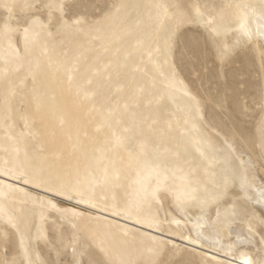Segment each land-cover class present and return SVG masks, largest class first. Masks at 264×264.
Wrapping results in <instances>:
<instances>
[{
  "label": "snow or ice",
  "instance_id": "1",
  "mask_svg": "<svg viewBox=\"0 0 264 264\" xmlns=\"http://www.w3.org/2000/svg\"><path fill=\"white\" fill-rule=\"evenodd\" d=\"M141 8L148 10L146 20L139 12L133 20L130 10ZM257 20L254 32L252 25ZM192 27L203 29L206 42L223 59L230 39L234 38L239 44L245 39L251 41L254 36L264 38V3L259 7L245 2L227 3L209 10V6L199 0L187 3L184 0H153L145 5L117 0L103 15L89 19L77 13L69 15L62 0H0V62L5 65L0 68V81L8 80V66L13 65L12 71L17 74L26 71L32 77L35 92L39 74L46 67L55 66L70 85L79 77L77 93H82L85 99H94L95 93L89 92L94 80L87 73L99 75L100 70L93 71V66L89 65L82 72L81 64L87 62L86 52L112 53L118 68H126L129 61L138 58L144 65L143 74L148 83L137 85L122 101L116 99L113 103V98L105 97V103L97 109L100 117L97 131H103L105 137L103 146L97 149L100 155L96 163L103 166L105 181L109 180V167H112L116 169L114 179L119 181L124 173L132 188L126 205L120 209L113 206V214L124 215L126 219L137 214V223H141L139 209L144 205L162 206L161 198L164 197L170 200V207L177 215H183L190 207L200 209L188 234L180 233L193 245L199 244L204 237L205 224L218 236L234 225H246L248 236L254 238L257 220L264 226V213L257 218L251 210L254 204L264 206V164L258 172L252 155L237 147L235 137L221 138L214 126L204 123L200 99L189 93L168 62L175 36L182 29ZM67 40L79 41L80 50L75 55H70V50L57 55V42L63 48ZM101 58L97 56V60ZM112 63L109 60L105 70ZM134 70L140 71V65ZM9 92L15 96V87L10 86ZM4 103L10 105L8 94ZM8 113L10 116V106ZM23 119L27 125L28 117ZM257 132L259 143L256 147L260 159L264 160V116L257 123ZM162 147L167 154L163 157ZM5 176L66 195L68 199L74 198L63 185L52 187L40 174L0 168V177ZM5 187L22 191L0 180V237L15 248L12 258L0 259V264H50L41 260L37 252L39 241L46 240L42 229L23 210L5 202L7 195L2 191ZM73 191L79 197L78 203L98 207L86 192ZM47 203L56 208L51 200ZM212 207L216 210L215 219L209 214ZM57 211L71 227L68 235L61 231L59 241L65 249L72 250V264H162L155 258V251L143 261L126 256L124 246H117L110 231L85 232L78 223L82 213L73 209ZM145 222L150 227L160 224L156 217ZM171 223L179 226L181 221L173 217ZM260 242L264 244V232H261ZM225 255H235L233 245L227 246ZM245 256L241 253L242 264H254L243 258ZM201 264L221 262L213 258ZM227 264H236V261Z\"/></svg>",
  "mask_w": 264,
  "mask_h": 264
},
{
  "label": "rangeland",
  "instance_id": "2",
  "mask_svg": "<svg viewBox=\"0 0 264 264\" xmlns=\"http://www.w3.org/2000/svg\"><path fill=\"white\" fill-rule=\"evenodd\" d=\"M62 2L66 5L69 15L77 13L93 19L103 15L109 5L117 0ZM124 2L130 5L147 4L144 0ZM256 6H260L259 2ZM130 11L133 20L136 19L137 12L146 20L147 9ZM57 43V55L69 50L70 55H75L80 50L79 41L67 40L63 48L59 47V41ZM260 49L261 53L255 50L253 40L245 39L237 44L233 38L229 40L227 54L221 59L216 49L206 42L203 29L186 28L175 36L168 55L169 65L174 67L178 79L183 81L190 94L200 99L203 118L215 126L224 137H235L237 147H242L252 155L258 172L260 165L264 164V160L260 159L259 148L256 147L259 143L257 123L264 116L263 45H260ZM85 55L87 62H82V72L89 65L93 66V71L97 68L100 70L99 75L87 73L92 75L94 80L89 89L90 93H95L94 99H85L82 93H77L79 77L70 85L66 76L58 72L55 66L46 67L39 74L35 92L32 77L26 71L17 74L11 70L13 65L8 66V80L0 81V168L29 175L40 174L52 187L63 185L66 191L72 192L74 198L68 199L66 195H58L54 191H46L44 187L37 188L33 184H24L23 180L11 178L20 184L22 191L3 188L2 191L7 195L5 202L17 210H23L25 215H29L40 226L46 240L39 241L37 252L41 260L50 264H72L73 261L72 250L65 249L59 241L61 231L68 235L71 227L57 209H73L82 213L83 217L78 223L85 232L110 231L117 246L122 244L124 254L132 259L143 261L155 251V258L162 264H201L205 259L210 260L199 249L181 242L169 245L165 240L154 237L138 227L139 224L148 225L145 221L156 217L160 224L152 229L161 230L166 235L181 240L180 233L184 232L186 235L192 227L187 221H195L189 212L192 207L183 215H177L174 208L170 207V200L162 197V206L144 205L139 209L138 218L141 223H137V214H134L132 219L113 214V206L120 209L126 205L132 188L124 173H121L119 181L114 179L116 169L112 167H109L110 178L105 181L104 168L96 163L100 155L97 149L103 146L105 137L103 131H97L100 124L97 109L105 103V97L113 98V103L116 99L122 101L137 85L147 84L148 81L143 74L144 65L140 64L138 58L129 61L126 68H118L112 53L86 52ZM98 55L102 57L99 60ZM109 60L113 63L105 70V64ZM120 60L123 63V53ZM136 65H140V71L134 70ZM3 67L5 65L0 62V68ZM10 86L15 87V96L10 94ZM6 94L10 105L4 103ZM6 116L9 118L5 119ZM24 116L28 117L27 125ZM22 133L26 134L30 141L23 139ZM245 140L248 142H244ZM164 147L161 148L162 157L167 155ZM247 158L246 154L245 159ZM74 189L86 192L98 207L92 208L89 204L78 203L79 197L75 196ZM49 200L56 208L47 203ZM251 210L257 218L264 213V210L256 207ZM173 217L183 223L173 226L170 222ZM261 232H264V226L257 220L255 236L251 237L247 246L231 242L225 233L221 235L222 246L225 248L231 243L236 255L248 253L254 261L264 262ZM14 254L13 244H5L3 237H0V259H11Z\"/></svg>",
  "mask_w": 264,
  "mask_h": 264
},
{
  "label": "bare ground",
  "instance_id": "3",
  "mask_svg": "<svg viewBox=\"0 0 264 264\" xmlns=\"http://www.w3.org/2000/svg\"><path fill=\"white\" fill-rule=\"evenodd\" d=\"M144 2L147 4H150L153 2V0H144ZM169 2H172V0H169ZM184 2H186V3L187 2H196V0H184ZM199 2L203 3V4H207L209 6V10H212L213 7H218L220 5L227 4V3H235L236 1L235 0H199ZM239 2H245V3L254 4V5H256L257 2H259V5H261L262 3H264V0H241ZM258 23H259L258 20L255 23H253V25H254L253 31L254 32L256 31V29L258 27ZM192 28L198 29L196 27H192ZM252 40L254 41L255 50L257 52H260V50H261L260 45H263V47H264V38L254 36ZM203 120H204L205 124H209L210 126H213L204 118H203ZM217 131H219V130H217ZM220 136H221V138L224 137L222 133H220ZM22 138L27 140V141H30L29 137L24 133H22ZM0 180H3L5 182V184H12L15 189H21L20 184L18 182H14L11 180V176L0 177ZM6 189H8V188H6ZM253 207H256L257 209L264 210V206H261L259 204H254L253 206H251V208H253ZM221 211H223V208L221 209ZM189 212H190V215L196 221L197 217L200 215L199 209H197L196 207H192L189 210ZM209 214L211 215V217L213 219H215L216 210L214 207L209 209ZM27 216H29V215H27ZM180 221H181V223H183L182 220H180ZM187 222L190 224L194 223L192 220H188ZM202 223H203V221H202ZM171 224L173 226L176 225L174 223H171ZM138 227L143 228L144 232L148 231L149 234L154 236V237L165 240L169 245H173L175 242H181V243H184L186 245L192 246L195 249H199L202 252V254L205 257L209 258L210 260L215 258L216 261H221V262H225V263H227L228 261H231V260H235L236 264H242V257H241V254H238V255L235 254L234 256H226L225 255V250L227 249V246L231 243H228L227 246L225 248H223V246H222L223 240L221 237L222 233H225L226 236L228 238H230L231 242H233V243L238 242L239 244H241L243 246H247L250 242V239H251V237L248 236L246 225H244V226L234 225L231 230L225 229L218 236L216 234V232L208 224H205L204 229H202V231H204L205 235H204V237H201L200 243L196 244V245L191 244L189 241H186L183 238L181 240H177L176 238H173L169 235H166L161 230L152 229V227H150L147 224H139ZM255 233H256V231H255ZM238 236H239V238H238ZM245 254H246V256L243 258H247V259L252 260L254 262V264H264V262H262V261H257V262L254 261L253 257L250 254H248V253H245Z\"/></svg>",
  "mask_w": 264,
  "mask_h": 264
}]
</instances>
